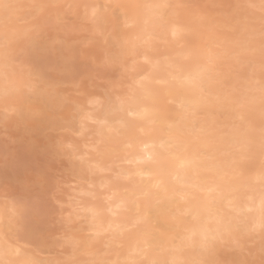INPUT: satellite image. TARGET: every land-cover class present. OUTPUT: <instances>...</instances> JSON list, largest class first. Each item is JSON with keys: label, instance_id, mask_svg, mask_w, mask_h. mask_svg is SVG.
<instances>
[{"label": "snow or ice", "instance_id": "obj_1", "mask_svg": "<svg viewBox=\"0 0 264 264\" xmlns=\"http://www.w3.org/2000/svg\"><path fill=\"white\" fill-rule=\"evenodd\" d=\"M80 7L0 0V60L26 77L0 108V128L25 132L17 152L0 146V235L12 254L22 264H183L179 253L197 241L244 255L259 232L260 259L247 258L253 245L233 264H264V0L258 26L232 0H174L148 7L175 18L151 12L138 32L119 3ZM161 43L174 54L154 55ZM84 59L104 69L100 91L82 90L94 78H77ZM37 129L43 166L26 160ZM8 170L19 174L4 179ZM256 210L241 236L225 239L229 215Z\"/></svg>", "mask_w": 264, "mask_h": 264}, {"label": "clouds", "instance_id": "obj_2", "mask_svg": "<svg viewBox=\"0 0 264 264\" xmlns=\"http://www.w3.org/2000/svg\"><path fill=\"white\" fill-rule=\"evenodd\" d=\"M75 4L80 5V11H83L85 5H96L101 9V12L105 10L106 5L111 3H119L122 5L124 11L129 15L136 17L137 19V32L140 31L144 25L143 20L145 16L151 12L164 13V19L175 18L172 17L170 10L149 8L148 5H160L164 2L173 3L174 0H73ZM233 3L239 4V12L242 15H247L257 21L259 24L261 9L260 0H255L254 6H249V0H232ZM5 10L0 9V15H4ZM26 83V77L23 76L17 69L11 65L6 64L0 60V108L8 102H12L17 99L16 95H6L5 93L10 89H16L22 91ZM186 95V93L184 94ZM163 98H161V103ZM158 164L161 168L170 167L171 162L167 158L161 156L158 159ZM260 168L257 167L250 174L251 176L259 175ZM245 182L251 185L253 194L258 195L260 186L259 184H251L249 178H245ZM259 210H256L253 214L247 218H234L229 215L226 218L227 224L230 228V232L225 236V239H232L241 236V230L246 228L249 224L259 219ZM182 227H192L191 224L184 225ZM261 235L259 232L251 235L247 241V246L244 250V255H247V247L260 245ZM12 245L3 235H0V264H22L23 255L20 257L14 256L11 252ZM127 245L125 248L120 249L119 257L123 259L127 255ZM232 254V258L226 259V254ZM244 255L241 254L239 249H233L232 247L220 245L218 242L209 241L206 244H201L199 241L194 243L191 247L184 248L179 253V258L183 261V264H233L236 259H243ZM164 257H162L163 259Z\"/></svg>", "mask_w": 264, "mask_h": 264}, {"label": "rangeland", "instance_id": "obj_3", "mask_svg": "<svg viewBox=\"0 0 264 264\" xmlns=\"http://www.w3.org/2000/svg\"><path fill=\"white\" fill-rule=\"evenodd\" d=\"M188 3L192 4H199V5H204V4H210L213 2V0H186ZM182 20L187 22V18L182 16ZM3 22V15H0V23ZM192 27L196 29V25L193 24ZM186 39L193 41L195 43H200L199 39L195 36V34L190 35L186 37ZM101 45L97 44L94 45L92 49L89 50V52H95L97 51L98 48H100ZM174 48H170L169 46H166L164 44H159L157 46V51L154 55L157 57L161 58L164 57V54L167 52H174ZM257 62H258V55L256 57ZM100 60L99 58L97 59V65H99ZM80 64V71L77 75V78H79L80 75L90 73L94 78L93 79H86L84 81L83 85V91L85 92H92V91H100L103 89L105 85V71L103 68L97 67V65H93L89 60L84 59L79 62ZM68 91H71V89H68ZM24 138H25V132L22 128H16L13 126H10L7 128V130H3L0 128V146L7 145L8 150L10 152H17L21 146L22 143H24ZM32 139L36 141V148L31 154H26V160L30 162L33 165H40L43 166L47 159L48 156L44 150V137H43V130L42 129H37L34 131L32 134ZM66 163V162H65ZM124 168L129 167L127 164H122L120 165ZM19 174V170L16 172L12 170H8L4 174V179H9L11 177L16 176ZM65 199H67V196H65ZM98 204H102V202H97ZM3 204L0 202V210H2ZM106 212V211H105ZM226 259L232 258V254H226L225 256ZM247 258L249 259H255L259 260V245L254 246L253 254L249 255Z\"/></svg>", "mask_w": 264, "mask_h": 264}, {"label": "bare ground", "instance_id": "obj_4", "mask_svg": "<svg viewBox=\"0 0 264 264\" xmlns=\"http://www.w3.org/2000/svg\"><path fill=\"white\" fill-rule=\"evenodd\" d=\"M133 33H129L128 35L129 36H131ZM174 54V52H167V53H165L164 54V56H168V55H173ZM159 58V57H158ZM161 58H163V57H161ZM99 206L101 207V208H104L105 206L104 205H102V204H99ZM104 218H105V220L108 218L107 217V212H104Z\"/></svg>", "mask_w": 264, "mask_h": 264}]
</instances>
